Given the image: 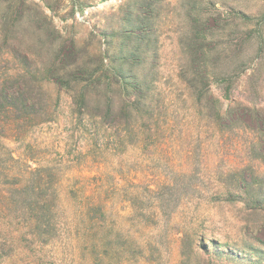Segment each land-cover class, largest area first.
Segmentation results:
<instances>
[{
    "label": "rangeland",
    "instance_id": "374dc122",
    "mask_svg": "<svg viewBox=\"0 0 264 264\" xmlns=\"http://www.w3.org/2000/svg\"><path fill=\"white\" fill-rule=\"evenodd\" d=\"M7 24L22 53L51 78L44 89L53 111L0 142V194L11 182L43 192L36 226L23 195L15 194L14 206L0 195V264H182L184 230L198 240L189 254L192 264H264V245L257 240L264 241V211L249 216L247 227L239 194H222L227 184L249 189L245 183L258 179L264 201V164L256 153L233 147L219 153L211 133L201 135L196 154L142 153L141 146L113 151L73 112L71 95L74 79L87 76L76 63L87 61L89 72L96 71L101 50L124 76L135 71L157 78L168 103L183 92V52L198 38L215 61L203 89L224 104L231 100L264 112V0H0V27ZM137 58L144 65L136 68ZM55 77L63 80L55 83ZM228 84L231 93L224 96L221 88ZM171 104L180 115L192 111L183 98ZM182 136L173 143L177 149L193 138ZM243 166L248 170L238 183ZM98 186L108 213L105 230L98 231L102 246L95 248L80 237L87 230L78 202L80 190Z\"/></svg>",
    "mask_w": 264,
    "mask_h": 264
},
{
    "label": "trees",
    "instance_id": "16d2710c",
    "mask_svg": "<svg viewBox=\"0 0 264 264\" xmlns=\"http://www.w3.org/2000/svg\"><path fill=\"white\" fill-rule=\"evenodd\" d=\"M237 15L248 18L244 12H238ZM8 24L0 27V142L21 135L26 131V126L34 122L46 121L53 111L49 104V95L44 89V81H51V78L45 77L43 69L22 53L18 37L12 35ZM201 37L204 40L207 35ZM196 39L186 44L179 68L178 79L183 92L171 97L168 103H165L161 91L157 90V78L147 79L146 74L139 77L135 71L128 77L124 76L117 61H105L101 50L100 65L96 71L89 72L87 61L82 64L77 62L76 68L81 69L82 74L87 73V76L74 79V91L71 93L75 106L73 112L86 120L94 138L104 140L106 147L113 151L125 152L128 148L141 146L146 150L142 153L177 151L196 154L201 153V135L205 133L210 136L211 133L216 138L219 153H226L228 147L239 151L242 149L245 153H256L254 156L264 164L263 110L254 105L244 106L231 100L224 104L222 98L203 89L213 77L215 61L203 43ZM10 65L13 66L11 72L7 71ZM140 65L143 66L144 62L137 58L134 66L137 68ZM54 80L55 83H61L63 79L55 77ZM231 89L230 84L221 88L224 96H228ZM177 98L190 101L191 113H187L186 108L180 115V110H176L171 104V99L174 102ZM183 132L193 135V138L187 140L186 148L177 149L173 143L179 137L183 139ZM245 170L248 169L243 166L241 174L235 176L238 183L245 180L242 175ZM13 183L11 182L10 188L0 195L9 206L19 203L17 198L23 195L25 208L32 218L30 222L36 226L39 208L37 205L42 201L39 198L42 189L37 186H12ZM261 184L263 180L257 179L245 183V187L249 186V189L232 188V184H227L226 188L222 189V194L227 198L238 193L240 200L245 202L244 222L247 227L252 224L249 216L264 211V201L260 199ZM104 192L99 186L89 191L80 190L78 212L87 230V233L84 231L80 237L89 247L102 246L103 238L98 235V231L105 230L104 222L108 213ZM16 193L19 194L18 197H15ZM244 194L247 195L246 199L242 197ZM42 205L44 204L41 203ZM41 224L47 228L48 222L42 221ZM192 236L188 230L182 231L180 247L184 258L186 256L182 264H192L189 254L196 251L198 241L195 239L194 242ZM257 240L264 245V241Z\"/></svg>",
    "mask_w": 264,
    "mask_h": 264
}]
</instances>
